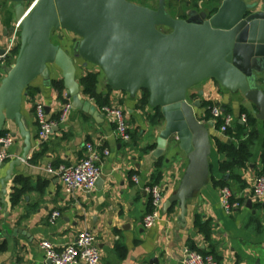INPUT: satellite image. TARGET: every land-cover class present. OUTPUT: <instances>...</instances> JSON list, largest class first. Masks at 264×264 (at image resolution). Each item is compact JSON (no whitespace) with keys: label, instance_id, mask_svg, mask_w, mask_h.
Here are the masks:
<instances>
[{"label":"crops","instance_id":"0c3cea01","mask_svg":"<svg viewBox=\"0 0 264 264\" xmlns=\"http://www.w3.org/2000/svg\"><path fill=\"white\" fill-rule=\"evenodd\" d=\"M126 1L152 11L158 7V0ZM243 1L246 4H264L263 0ZM220 2L165 0L166 13L173 19L185 20L188 13H208L214 7L218 8ZM1 4L7 5L6 9L2 7L0 10V46L5 47L12 38L10 28L17 23L13 7L18 4L7 0ZM179 15L185 18L181 19ZM156 30L164 35L171 33L163 26H157ZM19 33L14 44L17 54H12L9 62L0 63V87L7 77L1 67L13 65L18 56ZM58 36L62 37L61 41ZM74 40L79 43L82 38L63 29L51 35L52 43L75 60L78 84L85 74L97 75V93L108 96V106H119L124 111L130 140L122 141L111 122L103 116L94 117L71 108L65 122L55 127L47 141L39 146L35 105L43 104L47 117L58 121L61 108L67 103L71 105V101L65 98V90L60 99L50 82L46 84L41 78L34 80L30 87L35 94L31 96L25 91L19 110L31 148L26 161L15 166L10 180L4 183V197L2 181L9 164L24 155L25 145L13 121H6L1 131L13 139V144L6 150L8 158L0 164V264H48L39 249L41 241H49L61 250L85 230L96 237L99 264H180L185 249L211 253L217 264H264V203L251 194L253 183L262 169L264 146V121L258 119L259 111L255 104L245 99L237 86L229 87L210 77L188 89L187 101L198 100L201 104V108L194 109V112L208 134V177L202 185L193 188L181 206L173 199L180 190L190 159L173 141L160 158L152 157L163 123L159 124V132H155L159 117L155 116L156 108L149 104L150 92L141 89L129 93L111 88L98 65L75 57ZM54 71L56 73L50 81L61 80L60 72ZM255 77L258 89L264 94V71ZM79 91L82 98L101 115L100 107L82 94L80 84ZM144 91L148 93V99L147 104L141 106ZM206 103L218 106L221 111L226 109L234 127L236 124L244 126L246 117L254 121L250 129L257 134L256 143L250 160L244 167L234 170L233 175L238 178L231 179V174L220 170L225 158L217 151L216 141L227 143L229 139L209 126L210 121L205 118L208 111ZM88 142L109 152L100 162L101 185H95L88 194L69 195L60 180L48 174L47 169L75 165L84 157V146ZM133 177H136V182ZM16 178H20V183L15 182ZM222 180L228 181L229 190L236 199L242 200L241 206L230 214L225 213L219 201L221 188L216 184ZM152 185L161 189L163 202L159 210L160 220L145 229L142 221L148 213L150 199L144 188ZM14 189L20 192L15 206L11 204ZM55 212L59 217L51 221ZM196 218L208 224L209 238L196 228Z\"/></svg>","mask_w":264,"mask_h":264},{"label":"water","instance_id":"95a60500","mask_svg":"<svg viewBox=\"0 0 264 264\" xmlns=\"http://www.w3.org/2000/svg\"><path fill=\"white\" fill-rule=\"evenodd\" d=\"M7 8V5L1 4ZM15 2L14 19L20 22L16 61L1 67L7 73L0 87V133L6 121L18 126L24 139V155L9 164L5 182L15 166L27 159L30 137L24 131L19 112L26 89L37 78L49 84L58 70L66 99L73 109L102 118L85 101L76 81V63L67 51L54 45L51 35L60 30L82 38L74 40L75 57L98 65L108 85L116 90L150 92L149 104L159 110L163 123L155 140L153 158H160L171 141L189 156L190 162L180 190L173 199L184 205L194 187L208 177V134L196 119L198 100L187 101V91L204 78H214L226 86H237L245 99L255 104L258 119L264 121V94L256 85V75L264 71V4L243 0H221L214 14L188 13L185 20L166 13L165 0L156 11L139 8L126 0H7ZM34 6L25 14V5ZM171 31L164 35L156 30ZM13 27L10 31H13ZM61 41L62 37L58 36ZM202 95V93H199ZM209 126H213L210 122ZM101 185L97 180L96 187ZM249 204V202H248ZM49 264V263H48Z\"/></svg>","mask_w":264,"mask_h":264},{"label":"built area","instance_id":"2783aa9c","mask_svg":"<svg viewBox=\"0 0 264 264\" xmlns=\"http://www.w3.org/2000/svg\"><path fill=\"white\" fill-rule=\"evenodd\" d=\"M264 2V0H263ZM34 6V2L29 3L25 14ZM20 31V22L14 25L11 41L5 47L0 46V63L6 62L13 54L14 44L18 33ZM71 105L65 104L59 113L58 121L51 120L45 113V107L41 103L35 105V122L37 124V142L38 145L44 144L53 129L60 123H64L69 112ZM210 111L209 121L214 125L215 121L219 118L222 119V126L219 133L224 134L226 129L232 125V118L229 115H224L218 106L208 108ZM101 115L106 118L114 126L118 137L124 141L129 142L130 136L127 132L125 121V113L119 106H104L100 108ZM242 120L245 121L244 117ZM13 144V139L6 135L0 137V164L7 158L6 150ZM84 157L75 165H60L57 168H48L47 173L56 176L66 192L69 195L77 193H91L95 189L97 180L101 175L100 162L103 157L109 155L108 150L101 149L100 146L93 143H85ZM137 181L136 177L132 179ZM145 193L149 196L151 201L152 211L143 217V227L149 229L153 227L156 222L160 220L159 210L163 202V194L161 189L156 186H146ZM251 194L260 203H264V173L259 175L252 186ZM219 201L225 213L230 214L238 209L241 204L237 199H233L232 193L228 188L220 190ZM59 217V213L55 212L51 216V221ZM39 249L42 252L44 259L49 264H99L100 253L97 246L95 235L88 230L79 232L75 239L69 244L65 245L61 250L49 241H41ZM180 264H217L211 255H202L198 252L185 249L180 261Z\"/></svg>","mask_w":264,"mask_h":264},{"label":"trees","instance_id":"16d2710c","mask_svg":"<svg viewBox=\"0 0 264 264\" xmlns=\"http://www.w3.org/2000/svg\"><path fill=\"white\" fill-rule=\"evenodd\" d=\"M170 1V0H169ZM171 1H177V0H171ZM217 8L214 7L211 9L208 13L214 14L216 12ZM181 19H184L185 16L179 15ZM17 54V50L13 51V55ZM9 62V59L7 60ZM50 85L54 89V91L57 93L58 97L62 99L63 92H64V86L62 80H52L50 81ZM80 87L82 89V94L90 99H92L97 106L104 107L108 106V96L104 95L103 93L98 94L96 91V84H97V75L93 73L85 74L83 77L79 80ZM26 92L33 96L35 94V91L29 86L26 89ZM148 99V93L146 91L143 92V100L141 102V106H145L147 104ZM206 107L210 108L213 105L211 103H206ZM222 113L224 115L228 114V111L226 109H222ZM155 116L159 117V110L155 109ZM206 120L210 119V111L208 110L206 113ZM246 124L244 126H241L240 124L231 125L230 128L226 129L223 135H225L229 141L227 143H221L219 141H216L217 151L222 154L225 158L224 162L220 166V170L222 173L231 174V179L236 178L237 176H234V170L240 169L245 166V164L250 160L252 156V150L256 143L257 134L252 128V124L254 123L253 119L250 117H246ZM222 126V119L219 118L215 121L213 128L216 131H219L220 127ZM250 129V131H248ZM6 136V132H1L0 137ZM243 137H246V139H243ZM238 142L237 144L235 142ZM261 164L262 169L259 173V175L264 173V146L263 151L261 155ZM233 177V178H232ZM238 178V177H237ZM20 178H16L15 182L20 183ZM156 183V181H155ZM154 184V183H153ZM221 189L222 188H229L228 181H220L216 184ZM231 190V189H230ZM232 193L233 199H236V195ZM20 197V192L14 189V192L11 196V204L15 206L17 204V201ZM239 203L241 204L242 200H239ZM152 211L151 201L149 200L148 204V213ZM195 226L196 228L205 235L206 238H209L210 236V230L207 223H202V221L199 218H196L195 220ZM193 251V249H190ZM202 255H211L214 260L216 261V258L211 253H205L196 251Z\"/></svg>","mask_w":264,"mask_h":264},{"label":"rangeland","instance_id":"374dc122","mask_svg":"<svg viewBox=\"0 0 264 264\" xmlns=\"http://www.w3.org/2000/svg\"><path fill=\"white\" fill-rule=\"evenodd\" d=\"M27 5V4H26ZM28 6V5H27ZM167 11L172 15V16H175V14L172 12V10L168 9L167 8Z\"/></svg>","mask_w":264,"mask_h":264}]
</instances>
